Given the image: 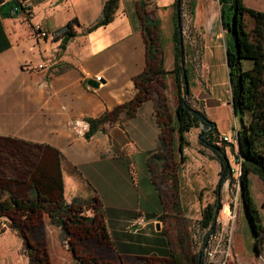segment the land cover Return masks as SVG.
<instances>
[{
    "label": "crops",
    "instance_id": "obj_1",
    "mask_svg": "<svg viewBox=\"0 0 264 264\" xmlns=\"http://www.w3.org/2000/svg\"><path fill=\"white\" fill-rule=\"evenodd\" d=\"M106 1L0 0V137L60 151L68 201L99 197L95 209L100 208L103 234L91 245L100 259L118 264H182L175 262L173 255L183 256L190 250V255L196 253L197 262L200 250L195 251V246L206 231L200 227L202 214L194 229L179 220L176 216H188L186 210H191V205L178 198L179 190L170 201L160 179L167 177L169 165L179 160L189 190L196 192V186L203 189L207 184L215 187L222 170L218 156L202 153L189 157L187 146L185 160L180 153L178 159L169 153L179 145L175 120L170 124L161 121L153 98L140 105L135 117L90 138L85 136L86 117L99 116L134 97L133 79L146 68L149 53V40L138 14L139 0H120L112 21L89 30L101 18ZM151 1L166 11L175 2ZM74 19L80 23L75 25L76 35L61 49V40L55 36ZM38 24L49 32L48 37L38 35ZM218 47L222 54L220 43ZM204 51L203 46L201 76L209 83L212 66L208 70ZM26 62L42 63L43 68L26 70ZM97 75H102L99 86H90L89 81H97ZM230 105L236 131L240 129L238 116ZM228 107L208 113L221 138L235 134L226 133L222 125ZM2 157L0 153V178H18L11 174L9 157ZM230 160L233 162L231 155ZM206 199L200 197L195 206H206L211 202ZM141 214L148 221L137 226L134 221ZM44 234L52 264H78L62 228L49 217L44 218Z\"/></svg>",
    "mask_w": 264,
    "mask_h": 264
},
{
    "label": "trees",
    "instance_id": "obj_2",
    "mask_svg": "<svg viewBox=\"0 0 264 264\" xmlns=\"http://www.w3.org/2000/svg\"><path fill=\"white\" fill-rule=\"evenodd\" d=\"M218 1L226 18L230 17L228 15L229 10L234 13L231 30L236 45L235 49L232 48L230 73L234 78L232 83L233 104L241 123L239 130L240 147L236 157L241 164L242 203L252 220L255 249L260 251L261 242L264 238V225L250 187V175L254 174L259 177L264 186V10L249 7L244 0ZM119 2L120 0H107L101 18L89 30L112 21ZM173 5L175 8L173 68L166 69L164 59H157L153 49L149 47L146 68L133 79L137 89L134 97L111 110H106L99 116L86 117L89 128L85 132V136L90 138L97 131H106L114 124L135 117L140 105L152 98L159 77L166 73L171 74L176 84L178 98L175 129L179 135L178 149L180 154L185 160L184 148L190 144L187 133L192 128L204 124L206 130L200 142L216 152L222 164L220 183H223L232 176L230 162L225 170L228 163V158L223 157L226 154V145L219 144L222 142V138L216 122L208 117L203 108L195 107L191 103V88L189 87L188 92H186L183 59L186 62L185 71L189 86L191 85L192 68L187 59L188 49L186 45L184 54H181L176 0ZM79 24V21L74 19L56 34L55 39L61 40V49H65L69 40L76 35L75 25ZM227 29L230 30V25L227 26ZM161 137L164 142V131ZM222 143L226 144L227 142L223 141ZM25 146L36 149L37 152L34 151L35 159L30 161L29 168L26 165L29 171L25 181L0 179V218L2 216L8 217L10 227L22 237L30 264H52L46 237L42 231L44 214L49 216L52 223L62 228L64 240L68 243L78 264H118L102 260L96 254L82 252L77 247V242L83 243L91 239H98L103 234L100 208L95 209L100 205V199L98 196L87 200L75 198L72 201L65 198L61 152L49 145L25 142L18 138L0 137V153L4 157H10L11 152L13 157L17 156L18 152H24V155L28 157L30 152L24 150ZM230 147L234 153L235 146L230 144ZM23 184L24 189H20V185ZM5 193L8 197L1 199ZM221 206V204H217L216 199L215 202H209L202 209L200 227L206 231L200 236L202 238L201 248L211 228H213L211 236L215 232V213L216 209L218 208L219 211ZM90 208H92V214L85 215L84 211ZM205 248L201 264H208L204 254ZM189 251L183 256L174 254L175 262L199 264L198 261L196 262V253L190 255Z\"/></svg>",
    "mask_w": 264,
    "mask_h": 264
},
{
    "label": "rangeland",
    "instance_id": "obj_3",
    "mask_svg": "<svg viewBox=\"0 0 264 264\" xmlns=\"http://www.w3.org/2000/svg\"><path fill=\"white\" fill-rule=\"evenodd\" d=\"M244 2L249 7L264 10V0H244ZM192 3H194V5H192ZM174 12L175 8L173 4L171 9L166 11L163 9L159 10L154 1H138V14L140 21L143 23L147 39L149 40V47L153 49L152 51L155 53L157 59H164V66L166 69H171L174 66ZM228 15L230 17L226 18L225 12L221 10L220 3L216 0H182V38L184 47L185 45L187 46V59L192 68L191 85L189 86L192 91L190 101L195 107H200L204 110L206 109V105L207 109L205 111L207 115L208 113H214L218 107L229 106L228 109H230V112L224 117L222 125L226 133L232 135L235 131V118L233 116L232 109L230 108V103L234 105L232 97V83L234 78L230 73V58L232 55V48L235 49L236 42L233 36V31L231 30L234 13L229 10ZM228 25H230V30L227 29ZM205 27H207L206 30ZM202 35L204 37V41ZM219 43L222 45V54L219 53ZM203 46L205 48L204 59L208 61V63L206 62L208 70L212 66L211 74L208 76L209 83L201 76L203 72V66L201 64ZM221 55L224 57V61L221 60ZM197 96H202L203 98L199 99ZM152 98L155 99L156 108L161 121L170 124L172 121L176 120V106L178 98L176 93V84L171 74L166 73L162 77H159L156 87L152 93ZM219 98H221L220 103ZM234 111L238 116L236 109H234ZM83 124L85 125L84 122ZM238 125L241 128L239 117ZM239 130H236L235 134L232 136L224 135L221 140L228 143H221V145H226V155L231 164L232 176L224 181H228V184L219 182L215 187L214 185L207 184V187L203 189L196 186V192L192 189L189 190L188 186L185 185L188 182V176L183 173L184 169L182 168L179 160H177V164L171 163V165H169L170 170L166 172L167 177L165 176L164 178V176H161L162 178L160 179V183L163 185L170 201H173L174 199L173 192L175 190H179L178 198L181 201L183 200L190 203L191 210H186V212L189 217L190 215H193L194 217L189 218L186 215H177L176 217L184 224H188L189 226L193 225V229L198 227V217L202 214L203 207L195 206V204H198L200 197L203 198L205 196V199L207 197L206 201H211L212 203L217 199V204L222 205L218 211V217L215 223V232L224 228V234L227 235V240L230 241L227 264H264V238L261 242L260 251L256 250L252 220L248 212L244 209L243 203H241V164L236 157V153L240 147ZM200 135H202V125L200 127L192 128L191 131L188 132V140L190 141V144L187 146V156L193 157L202 153L216 154L211 147L203 145L200 142ZM225 137H228L229 139H225ZM231 139H236L237 141L234 142ZM230 144L235 146L234 153L231 150ZM24 150H28L30 152L28 157L24 155V152H18L16 154L17 156L14 157L11 152L9 157L11 161V174L14 173L13 175H18V178L20 179H0L4 181H25L28 178L29 169H27L26 165H28L29 168L30 161L35 159L34 151H36V149L30 146H25ZM169 153L175 154L178 159L180 153L178 146L175 145L172 149H170ZM230 155L233 158V162L230 160ZM2 158L5 159L4 157ZM193 165H196V162H194ZM232 167H235L234 173L232 171ZM193 171L195 174H198L197 169ZM250 177L252 194L260 211L262 224L264 225V186L261 179L256 175L251 174ZM169 178H172V182H169ZM180 182H183L184 186H180ZM24 187V184L20 185V189H24ZM72 189H74V187ZM4 195V198L1 197V199H6L8 197L6 193ZM232 202L234 207H240V210L231 211L229 221L225 224L227 222V216H229L228 212L225 211H228V207ZM224 206H228L227 209H224ZM222 212H224L223 215H225V217L221 218ZM84 213L85 215L92 214V212L90 213L88 210H85ZM43 217L46 218L49 216L44 214ZM189 220L192 222H189ZM9 221V218L6 216H2L0 218V264H30L29 257L25 253L23 239L18 232L17 234L13 233L15 230L10 227ZM42 231H44V221ZM96 240L97 238L84 241L83 243L77 242L76 244L80 251L88 254H95L93 252L91 242ZM201 245L202 244L200 243V245H197L198 247L195 246V251L198 252ZM204 254L208 264H215L207 259L206 253Z\"/></svg>",
    "mask_w": 264,
    "mask_h": 264
},
{
    "label": "built area",
    "instance_id": "obj_4",
    "mask_svg": "<svg viewBox=\"0 0 264 264\" xmlns=\"http://www.w3.org/2000/svg\"><path fill=\"white\" fill-rule=\"evenodd\" d=\"M216 1L219 2L218 0ZM36 31L38 35L43 38L48 37L50 35L49 32L45 30L41 24L36 25ZM23 67L26 70L32 71L35 69L43 68V64L40 63L39 65L36 66L32 62H26L23 65ZM101 78H102V75H97L96 77L98 81H100ZM225 139H229V138L225 137ZM231 140L234 142L237 141L236 139H231ZM232 171L233 173L235 172V167H232ZM233 210H240V207H234V204L232 202L228 207V211H226L228 212L229 216H227V222L225 224L228 223L230 212ZM147 221H148L147 216L145 214H141L136 218L134 222L138 226H142L146 224ZM221 229L212 234L209 240V243L205 248L207 259H209L210 262H214L215 264H227L228 257H229L230 241L227 240V235L224 234V228L222 230Z\"/></svg>",
    "mask_w": 264,
    "mask_h": 264
},
{
    "label": "water",
    "instance_id": "obj_5",
    "mask_svg": "<svg viewBox=\"0 0 264 264\" xmlns=\"http://www.w3.org/2000/svg\"><path fill=\"white\" fill-rule=\"evenodd\" d=\"M181 8H182V0H176V14H177V26H178V31H179V36H180V48H181V54L183 55L184 54V42H183V38H182V30H181ZM182 65L184 67V74H185V85H186V92H188L189 90V82H188V77L186 75V71H185V66H186V62L185 60L183 59L182 61ZM89 84L90 86L92 87H98L99 86V81H95V80H90L89 81ZM234 109H235V106L233 105ZM205 125L202 124V135H200V139L203 138V135L205 134ZM223 157H226L227 158V155H223ZM229 166V160H228V163L225 167V170L227 169V167ZM219 205V204H218ZM217 217H218V208L216 209V213H215V218H214V224L216 223L217 221ZM213 231V228H211L208 236H207V239L204 243V245L202 246L199 254H198V259L197 261L199 262V264H201V258H202V254H203V251H204V248L211 236V233Z\"/></svg>",
    "mask_w": 264,
    "mask_h": 264
},
{
    "label": "bare ground",
    "instance_id": "obj_6",
    "mask_svg": "<svg viewBox=\"0 0 264 264\" xmlns=\"http://www.w3.org/2000/svg\"><path fill=\"white\" fill-rule=\"evenodd\" d=\"M86 123H85V125L87 124V126H86V128H85V131L86 130H88V128H89V123L87 122V121H85ZM137 225V224H136ZM138 226V225H137Z\"/></svg>",
    "mask_w": 264,
    "mask_h": 264
}]
</instances>
